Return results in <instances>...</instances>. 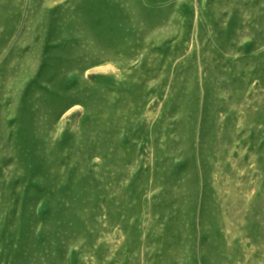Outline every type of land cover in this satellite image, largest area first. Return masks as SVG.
Wrapping results in <instances>:
<instances>
[{
	"label": "rangeland",
	"instance_id": "rangeland-1",
	"mask_svg": "<svg viewBox=\"0 0 264 264\" xmlns=\"http://www.w3.org/2000/svg\"><path fill=\"white\" fill-rule=\"evenodd\" d=\"M0 264H264V0H0Z\"/></svg>",
	"mask_w": 264,
	"mask_h": 264
}]
</instances>
